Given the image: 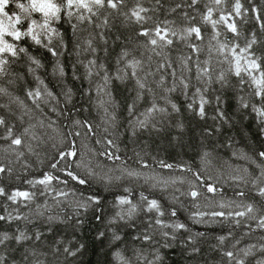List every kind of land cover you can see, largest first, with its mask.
I'll return each mask as SVG.
<instances>
[{
	"label": "trees",
	"instance_id": "obj_1",
	"mask_svg": "<svg viewBox=\"0 0 264 264\" xmlns=\"http://www.w3.org/2000/svg\"><path fill=\"white\" fill-rule=\"evenodd\" d=\"M139 2L148 9L147 16L151 17L147 21L146 27H154L155 24L162 21H175V27L182 29L190 24L200 26L203 35V40L191 38V43L199 46L200 52L194 53L189 47V41L177 40L173 49H163V55H156L150 48L144 46L146 38L139 36L140 25L134 21H130L122 13L129 12L137 4V0H126L121 14H116L110 18L111 29H105L108 37L107 53L101 51L99 53L98 62L106 63L110 72H114L116 61L121 51L125 48L130 50L137 58L144 60V68L146 71L154 73L149 77V81L156 91L160 94V88L157 82L160 76L165 77V82L171 86L174 81L169 73L172 69L167 67L157 71L161 64L170 62L177 74L183 73L190 78L191 87L189 93L194 91L197 86L209 87L207 98L211 101L206 105L207 118L201 119L196 111L188 108L190 97L182 94L180 88L176 92L170 94V99L180 108V112H171L160 123V130H144L136 131L133 135L131 125L128 123L127 106L131 102L133 93L131 91L133 83L128 81L121 83L113 81L112 91L119 102L117 107V124L115 127L110 126L102 118V113L95 108L94 103L89 101V98L84 94L88 87V81L72 79V65L76 62V55H68L60 57L61 62L68 72V76L60 81L58 76L53 75V67L55 66V58L44 49L34 48L33 54L37 55L44 67L38 70L37 75L45 80V83L58 96L61 95L62 88L71 86L74 91L73 104L76 105L74 110L67 117L57 116L51 112L50 108L41 105L44 113L56 120L54 128L57 130L47 129L48 139L45 144L38 149L39 156L30 154L25 149V156L18 157L16 153L7 150L9 141L0 139V164L6 168H11L12 171L8 174L0 175V186L5 188L6 193H11L14 190H30L38 192L41 186L37 185L32 188L27 181L33 178L42 177L45 172H52L54 175L60 176L62 179L68 180V185L58 184L53 182L56 189L74 188L78 193L99 194L102 197V214L104 217L110 218L115 209L113 203L119 195H126L123 189L125 187L132 189V197L135 200L139 199V195L143 193L150 199L155 198L160 201L165 216L162 217L169 223H185L190 231L181 230L176 234V239L169 241L172 245L171 249L160 248V251L165 255V264H229L228 258L224 256L225 251H235L240 248L249 247L264 243V229L257 227L259 219L264 216V197H259L250 186L234 181L231 177L235 175H244L249 181L253 176L258 174L257 163H253L256 159V153L264 150V135L260 134L259 125L256 123V118L250 114L249 110L241 109L239 96L244 95L248 98V91H240L238 78L229 75V83L221 86L215 82V77L220 72H227L229 65L221 63L223 56L216 49L219 44L212 39L214 30L211 25L204 24L202 15L206 11V6H213L209 0H200L198 4L190 7L191 0H161L160 4H156L155 0H139ZM235 0H227L221 6L223 14L233 11ZM242 4L240 17H233L240 31L239 37L231 33L226 25L220 24L215 31L220 32L219 41L222 43L238 42L243 46L246 40L251 39L255 34L257 43L253 46V51L258 56H264V0H240ZM179 5L180 7H177ZM176 11H172V9ZM15 11V9H13ZM192 17V20L185 19L184 14ZM219 13L214 14V19H217ZM259 17V19H257ZM231 22V21H230ZM63 30L71 35V27L68 23H64ZM119 37V39H117ZM67 38V37H66ZM175 39V38H174ZM99 47L102 49L104 44L99 42ZM161 49H157L160 52ZM191 57L188 65L191 71L186 70L181 60L186 57ZM150 58V59H149ZM207 62V65L212 69L213 82L210 86L204 85L198 81L197 66ZM14 71L23 76L22 79H13L15 83L8 85L9 91L14 96H19L25 101L28 109L32 112L24 117L21 121L19 117L23 116L27 109L21 106L10 103L7 97L0 98V115H3L9 125H14L16 134H20L28 122L35 123L43 118L38 111L34 109L32 102L27 99L25 92L29 88H35L37 82L26 72L23 64L14 68ZM77 75L83 76L84 69L77 66ZM151 95V94H149ZM220 96L224 101L220 105V109L225 112L228 117L227 121L213 120L211 117L216 115L217 104L216 96ZM83 106L81 109L80 106ZM146 105L140 102L138 109L142 110ZM71 108L72 104L66 105ZM73 119L81 121L87 120L94 125L92 131L86 127H81L72 124ZM182 125L183 127H180ZM105 128L108 131H105ZM216 129L213 134L209 135L207 129ZM5 129L0 128V133ZM37 132H44V129H36ZM79 132V136L66 135L67 133ZM113 140L116 145L112 151L116 152L121 159L112 161L105 156L100 155L109 148L106 140ZM75 140L80 149L81 157L90 161V164L97 172L103 174L108 171L110 175L120 174L124 169L140 171L144 174L139 180L125 179L117 184H114L109 189L98 180L93 179L90 185H79L67 177L62 169L67 166V162H61L56 168H51V164L58 159L57 149L66 150L70 146V141ZM99 141V142H98ZM36 142H33L35 144ZM55 144L57 147H52ZM207 151L210 153V161L208 163L201 159L202 154ZM138 154V155H137ZM25 161H27L26 166ZM141 161H146L148 168L141 166ZM160 161L164 163L180 165L173 169H166L160 166ZM98 166V167H97ZM191 168V171L187 169ZM72 171L83 176L85 170L73 166ZM111 170V171H109ZM246 170V171H245ZM199 172L202 180H198L194 173ZM154 176L156 180H149L145 183V178ZM167 180L169 184L167 188L160 185L156 188L151 187L156 181ZM175 180L173 184L171 181ZM239 183V187L237 186ZM215 184L220 191L217 193H208L205 185ZM192 190H197L202 195L193 200L188 193ZM240 190L246 191L248 194L244 197L237 195ZM69 197L60 206H56L51 196H37V202L45 203L50 206L51 211L46 212L47 215L57 214L61 217L71 215L74 207V199ZM35 203V202H34ZM253 204L254 212L246 217H212L205 215L202 222H197L193 219L192 214L196 212L212 213V212H234L243 211L244 206ZM221 204H227L228 207L221 208ZM237 205L241 207L237 208ZM177 210V216L170 215V209ZM11 212L13 215H28L32 218V223L29 224L24 220L12 221L11 223L0 221V230L10 231L17 227L23 230L32 232H43L44 236L41 241L37 242L39 250L46 252V256L40 258L45 261V264H113L112 244L109 240H105L103 244L96 239L97 233L106 231L110 236L111 230L95 221L92 217L94 210L89 209L83 215L85 223L82 227L73 228L71 221L68 224L59 223L51 226L52 230L48 231L49 225L43 222V218L36 219L35 211L32 208L22 207L18 204L7 200L5 196H0V214L7 215ZM154 214L140 213L136 219V228L128 227L120 228V234L123 237L121 242L122 249L134 251L137 249L143 250L146 254L152 255L153 248L159 245L148 247L147 242L134 240V237L139 235L148 225V217ZM255 216V219L251 218ZM199 219V218H197ZM236 220L240 223L237 224ZM158 229L159 226H154ZM171 231V229H166ZM204 233L203 236L198 235ZM229 233L231 235H229ZM195 237V246L200 248V253L191 255L185 247V242L189 236ZM225 236L223 244L220 243L219 237ZM155 239L162 242L163 237L156 235ZM239 241V243H237ZM84 243L87 251L76 258L67 257L66 254H59L58 258L53 256V251L56 247L76 245ZM235 245V248L233 247ZM193 244H187V248H191ZM14 247L19 248V245ZM19 255V254H17ZM259 255V253H257ZM252 260V257L248 258ZM16 264H21L17 259Z\"/></svg>",
	"mask_w": 264,
	"mask_h": 264
},
{
	"label": "snow or ice",
	"instance_id": "obj_2",
	"mask_svg": "<svg viewBox=\"0 0 264 264\" xmlns=\"http://www.w3.org/2000/svg\"><path fill=\"white\" fill-rule=\"evenodd\" d=\"M125 2L126 0H0V98L7 97L10 103L27 109L24 115L19 117L21 121L24 120L25 116H28L29 112L33 111L32 109H28L25 101L19 96H14L8 87V85L15 83L14 76L17 79L23 78L21 74L14 71L15 67L23 64L26 72L37 82L35 88L26 90L25 96L32 102L34 109L43 117L35 123L29 121L27 126L23 128V131L20 134H16L14 131L15 126L9 125L5 117L0 115V128L5 129L3 133H0V139L9 141L7 150L16 153L18 157L25 156V149L28 153L39 156L38 149L48 139H51L46 130H57L54 128L56 120L44 113V109L41 107L42 104L48 106L51 112L57 116L62 117H67L76 110V105L73 104L74 91L71 86L63 87L61 95L58 96L45 83V80L37 75L38 70L42 69L44 65L41 59L33 54L32 50L34 48L44 49L55 58L53 75L58 76L61 82L68 76V72L65 70L60 57L64 56L65 53L68 55L74 53L76 55V62L71 66L73 69L72 79H84L89 82L84 94L89 98V101L94 103L95 108L102 113L104 121L112 127H115L117 124V107L119 103L112 91L113 81L121 83L131 81L133 83L131 91L134 95L127 106L128 123L131 125L133 135L138 130L159 131L160 123L166 116L171 114L169 106L171 112H180V108L170 99V94L176 92L178 88L182 90L183 95L190 97L188 108L196 111V114L202 120L207 118L206 105L211 103L207 98L209 87L197 86L194 88V91L189 93L188 90L191 87L190 78L183 73L178 75L170 62L161 64L157 71L165 67L172 69L169 75L176 82L168 86L165 82V77L160 76L157 82V86L160 88L159 95H157L149 81V77L153 76L154 73L146 71L144 60L137 58L127 48L123 49L119 54L114 72L109 71L106 63L98 62L99 53L101 51L107 53L108 37L104 30L111 29L110 18L116 14H121V9ZM155 2L156 4H160L161 0H155ZM199 2L200 0H191L189 6H195ZM209 2L213 6H206L202 20L204 24L211 25L214 30L212 39L216 40L219 44L216 51L223 56V60L220 62L229 65L227 72H220L216 75L215 82L223 87L229 83L228 77L232 75L238 78L241 92L250 90L248 91L247 99L244 95L239 96L240 107L241 109L249 110L250 114L255 116L256 123L260 126V134L264 135V56H258L253 51V46L257 43L255 34L252 35L251 39L246 40L243 46L238 42H220L218 39L220 32L215 31L220 24L226 25L231 33L239 37L240 31L233 17H240L242 15L241 9L243 6L240 0H235L233 11L223 14L221 6L227 0H209ZM177 7L180 6L177 5ZM149 11L151 9L145 8L137 0L134 8L129 12L122 13L128 20L140 25L138 35L146 38L144 42L146 48H150L156 55H163V49H173L176 41L179 40L189 41L188 46L192 48L193 52H200L199 46L191 43V38L193 37L197 40H203L200 26L189 23L188 26L178 29L175 27V21H162L155 24L154 27H146L147 21L151 19V17L147 16ZM172 11L174 12L176 9L174 8ZM216 13H219V16L217 19H214L213 17ZM184 16L189 21L193 19L187 13ZM64 23L70 25L71 35H68L63 30ZM261 27L264 28V24H261ZM100 41L104 44L102 49L99 47ZM157 49H161V51L157 52ZM190 59L191 57L189 56L181 60L182 66L188 71H191L188 65ZM77 66L84 69L83 76L77 75ZM211 73L212 69L207 65V62H204L202 65L197 66L195 78L204 85L210 86L213 82ZM215 101L217 111L216 115L211 118L213 120L227 121V115L219 107L224 101L219 95L215 97ZM140 102H144L146 105L142 110L138 109ZM69 104H72L71 108L66 107ZM80 107L81 109L83 108L82 105ZM71 122L74 125L86 127L89 131H92L94 128V125L87 120L73 119ZM180 127L183 126L180 125ZM37 128L44 129L45 131L37 132ZM105 131L107 132L108 129L105 128ZM214 131L216 129H207L209 135L213 134ZM66 135L79 136L80 133H67ZM33 142L36 143L33 144ZM106 143L109 145V148L100 155L112 161L120 160L121 157L112 151L116 147L113 140L107 139ZM52 147L55 148L57 145L53 144ZM57 151L58 159L51 164V168L56 169L61 162H67V166L62 171L73 182L79 185H90L92 180L96 179L107 190L125 179L139 180L144 176L142 172L130 169H124L123 172L115 175H110L108 171H104L103 174L97 172L91 166L90 161L81 157L80 149L75 140L70 141L68 149L61 150L58 148ZM209 157L210 153L205 151L201 159L211 163ZM257 161L259 171L257 175L253 176L251 181L244 175H235L231 178L245 186H250L251 190L259 197H264V150L256 153V159L253 163ZM140 163L143 168L149 167L146 161H141ZM159 163L162 168L166 169L183 167L180 165L174 166L163 161ZM25 164L30 167V165H27V161H25ZM73 166L83 168L85 174L81 176L72 171ZM187 170L191 171V168ZM11 171V168H6L0 164V175L8 174ZM194 175L198 180H202L199 172L194 173ZM149 180H156V178L154 176L146 177L145 183ZM53 182L67 186L69 181L54 175L52 172H45L42 177L27 181L32 188H36L37 185L41 186L38 192L17 189L9 194L6 193L3 186H0V196H5L7 200L22 207L34 209L36 219L43 218V222L49 225L48 231H51V226L57 222L67 225L71 221V226L74 229L82 227L85 223V220L82 218L83 215L89 209H93L94 215L92 218L111 230L110 236L106 231L98 232L96 239L101 241L102 244L105 240H109L112 244L113 264H165V255L160 251V248L171 249L172 245L169 241L175 240L177 233L181 230L190 231L188 225L185 223H169L162 219L165 216V211L159 200L155 198L150 199L143 193L139 195L138 200H135L132 197L131 188L125 187L123 191L126 195L116 197L113 203L115 212L110 218L106 219L102 214L101 195L78 193L74 188L56 189L53 186ZM171 183L175 184L176 181L173 180ZM168 184L169 181L167 180H158L151 187L156 188L163 185L164 188H167ZM237 186L239 187V183ZM205 187L208 193L215 194L220 191L215 184H207ZM247 194L244 190L237 192V195L240 197H244ZM38 195L51 196L56 206L62 205L70 196L78 198L74 199L72 214L61 217L57 214L47 215L46 212L51 211V208L47 202L43 204L37 202ZM188 195L193 200H196L202 193L192 190ZM228 206L227 204L220 205L221 208ZM239 207L241 205H237V208ZM169 211L172 217L177 216L175 208ZM253 212L254 206L249 203L244 206L243 211L227 213L223 211L212 213L196 212L192 216L197 222H202L205 215H210L214 218L246 217ZM140 213L154 214L148 217L149 223L145 229L134 237L136 241L147 242L146 246L148 247L159 245L153 248L151 256L140 249L128 251L121 247L123 237L119 229L122 227L135 229V218ZM251 218L255 219V216ZM17 220H24L29 224L32 223V218L28 215H20L19 213L13 215L11 212L7 215L0 214V221L11 223ZM236 223L239 224L240 221L236 220ZM154 226H159V228L156 229ZM257 227L264 229V216L259 219ZM166 229H171V231H167ZM156 235L162 236L163 241H157L155 239ZM198 235L203 236L204 233H199ZM229 235L231 234L229 233ZM43 236V232L37 231L30 234L28 230H23L19 227L10 231L0 230V264H16L17 259L21 261V264H45V261L40 257L46 256L47 253L41 252L37 244V242L42 240ZM225 239V236L219 237L220 243L223 244ZM187 244H193V246L189 249L187 248ZM15 245H19L20 247H14ZM185 247L193 256L200 253V248L195 246V237L191 235L187 238ZM233 247L235 248V245ZM86 251V245L80 243L74 248L69 245H64L62 248L56 247L52 254L57 258L61 253L66 254V258H76ZM223 254L228 258L229 264H264V243L259 246L251 245L235 251H225ZM249 257L253 259L249 260Z\"/></svg>",
	"mask_w": 264,
	"mask_h": 264
}]
</instances>
